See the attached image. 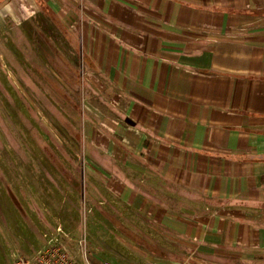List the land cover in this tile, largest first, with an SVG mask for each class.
Masks as SVG:
<instances>
[{
    "label": "crops",
    "instance_id": "obj_1",
    "mask_svg": "<svg viewBox=\"0 0 264 264\" xmlns=\"http://www.w3.org/2000/svg\"><path fill=\"white\" fill-rule=\"evenodd\" d=\"M44 11L79 56L78 187L124 264H264V0H0V32Z\"/></svg>",
    "mask_w": 264,
    "mask_h": 264
},
{
    "label": "rangeland",
    "instance_id": "obj_2",
    "mask_svg": "<svg viewBox=\"0 0 264 264\" xmlns=\"http://www.w3.org/2000/svg\"><path fill=\"white\" fill-rule=\"evenodd\" d=\"M43 14L0 32V264L30 259L57 227L78 264H86L83 238L92 264H124L78 187L84 157L74 112L82 77L68 58L77 64L79 56L68 31Z\"/></svg>",
    "mask_w": 264,
    "mask_h": 264
},
{
    "label": "built area",
    "instance_id": "obj_3",
    "mask_svg": "<svg viewBox=\"0 0 264 264\" xmlns=\"http://www.w3.org/2000/svg\"><path fill=\"white\" fill-rule=\"evenodd\" d=\"M56 230V235L48 238L30 259L20 257L14 261V264H78L70 251V247L58 237L59 233L63 231L60 227H57ZM84 241V238L79 240L80 248L83 249V257L86 264H92L86 258ZM97 264H110V262L101 260Z\"/></svg>",
    "mask_w": 264,
    "mask_h": 264
}]
</instances>
